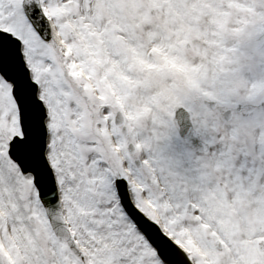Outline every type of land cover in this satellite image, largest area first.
Segmentation results:
<instances>
[{"label":"snow or ice","instance_id":"obj_1","mask_svg":"<svg viewBox=\"0 0 264 264\" xmlns=\"http://www.w3.org/2000/svg\"><path fill=\"white\" fill-rule=\"evenodd\" d=\"M0 264H264V0H0Z\"/></svg>","mask_w":264,"mask_h":264}]
</instances>
